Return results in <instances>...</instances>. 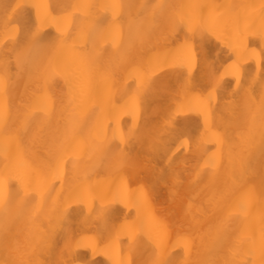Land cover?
Here are the masks:
<instances>
[{
  "label": "bare ground",
  "instance_id": "1",
  "mask_svg": "<svg viewBox=\"0 0 264 264\" xmlns=\"http://www.w3.org/2000/svg\"><path fill=\"white\" fill-rule=\"evenodd\" d=\"M5 2L22 7L11 23L0 9V77L7 79L0 111L8 116L7 129L0 127V188L5 197L11 194L7 210L0 204V261L148 264L163 251L176 264H261L264 0ZM161 2L175 6L165 14L189 19L178 37L170 28L146 26L143 40L129 47V10L116 8L107 14L106 28L119 48L103 42L85 47L83 38L77 40L94 16L104 15L89 5ZM36 31L45 44L30 53L39 72L18 71L15 58L6 71L3 44L11 49ZM208 64L218 90L204 76ZM237 77L244 86L233 99ZM189 80L192 87L185 89ZM150 81L155 86L146 92ZM228 107L235 117L224 140ZM178 109L187 136L169 150L178 154V172L165 182L155 174L167 158L153 150L151 137L144 143L121 139L135 127L162 129ZM29 115L28 134L14 139ZM73 121L75 135L69 132ZM116 144L138 161L135 167L121 166L108 151ZM248 177L254 179L244 183ZM22 179L30 202L21 211L16 192ZM145 179L149 190L133 184ZM229 187L235 194L222 199ZM240 199L249 205L243 215L236 210ZM185 237L194 242L188 252Z\"/></svg>",
  "mask_w": 264,
  "mask_h": 264
},
{
  "label": "snow or ice",
  "instance_id": "2",
  "mask_svg": "<svg viewBox=\"0 0 264 264\" xmlns=\"http://www.w3.org/2000/svg\"><path fill=\"white\" fill-rule=\"evenodd\" d=\"M22 6L19 4L12 5L10 3L5 2V0H0V9L3 10L6 20L8 23L14 21L13 13L16 12L17 9ZM89 8H99L102 9L104 15H96L91 19V22L88 26V29L85 33L82 34V37H78L77 40L83 38L85 41V47L88 44L96 46L97 42H103L104 44H111L115 48H119V43L114 40L112 33L106 28L107 22V14L111 12L113 9H128L129 10V29H130V37H129V47H133L137 41H142L145 36V28H162V29H171L173 33L179 36V33L186 27H189V19L183 13H169L165 14L166 9L174 8L173 5H168L163 2L161 3H142L139 5L136 4H121V5H111V4H100V5H89ZM11 9V12L9 10ZM135 9L134 15L131 10ZM264 12V7L261 9ZM187 40V36L185 37ZM45 47L44 41L40 36L39 32H30L25 36L24 39H18L15 43V46L9 49L8 44H3L4 51V60L6 64V71L10 70L11 63L13 58H15V63L18 71H24L27 69L29 72L35 70L39 72L38 62L34 57L30 55V53L36 50H42ZM196 63V58L193 57V61L189 63V72H191L192 65ZM204 76L208 81V86L213 87L214 90H218L220 87L219 83L214 81L215 71L210 64L206 65L204 69ZM264 79V77H262ZM155 86V82H148L145 85V91L151 90ZM244 86L243 80L237 77V90L233 93V99L239 95L240 89ZM167 86H165L166 88ZM183 87L185 89H189L192 87L191 80L187 81ZM7 88V79L5 77H0V91H4ZM252 101L249 102V106L251 107ZM259 108L261 113H264V91L261 93V97L259 100ZM180 110H177V114L175 116H170L166 118L165 123L162 129H149L145 126L142 131L141 128L135 127L129 129L127 137L121 139V143H131L133 139H137L140 142H147V138L151 137L153 139V150L161 155L162 158H167V163L165 166L161 167L160 172L155 174L158 179L164 180L166 182V178L169 176H174L178 169L174 167L177 163L178 154L173 153L169 155L170 148L175 145L177 141H182L187 136L186 130V122L181 120L179 115ZM226 112L229 113V116L225 118L224 121V130H223V139L226 140L229 135L231 128L234 123L235 117V108L228 107L226 108ZM32 119L34 116H27L23 122L21 128L17 129L14 135V139L20 140L24 135H27L30 127ZM7 121L8 116L4 111H0V127L7 129ZM78 130V126L73 121L70 125L69 132L72 135H75ZM262 141H264V132L261 133ZM109 152H112L118 156L119 163L121 166L135 167L138 163L136 160L128 159L124 155V150L120 148L119 144L114 146H110L108 149ZM211 164L212 161H209ZM235 178V177H234ZM254 177H248L244 180V183H249ZM3 181L0 180V185H2ZM261 188L262 192H264V175L261 178ZM236 189L229 187L226 188L220 195L222 199H228L235 194ZM16 196L18 199V207L22 211L27 207L30 202L29 193L24 186L23 179L21 180V190L16 192ZM11 194L9 197H5L2 188H0V204L5 206L7 210V205L10 202ZM248 201L245 199H240L236 202V210L239 214H246L248 211ZM3 231L5 232L4 243L7 245L8 243V228L7 223H5ZM219 235V232H218ZM193 241L189 240L187 237L184 238V249L186 252L190 251L193 246ZM261 255V264H264V233H262V243L260 248ZM0 264H8V261H0ZM29 264H34V262H29ZM45 264H49V262H45ZM59 264V262H57ZM65 264H76L75 261H66ZM82 264H94L92 261H84ZM148 264H176V261L173 259L172 255H166L163 251H156L151 258ZM185 264H188V261L185 260ZM202 264H235L234 261L225 260L223 262L211 259L205 260ZM243 264H250L249 261L245 260Z\"/></svg>",
  "mask_w": 264,
  "mask_h": 264
},
{
  "label": "rangeland",
  "instance_id": "3",
  "mask_svg": "<svg viewBox=\"0 0 264 264\" xmlns=\"http://www.w3.org/2000/svg\"><path fill=\"white\" fill-rule=\"evenodd\" d=\"M133 184L137 187H145L147 190H149V187H150V182L147 181L146 179L145 180H137L135 182H133ZM97 258H100V256H98ZM97 260H100V259H97Z\"/></svg>",
  "mask_w": 264,
  "mask_h": 264
}]
</instances>
